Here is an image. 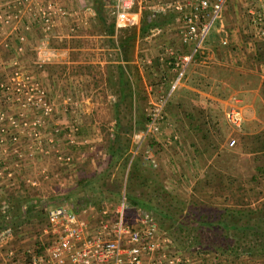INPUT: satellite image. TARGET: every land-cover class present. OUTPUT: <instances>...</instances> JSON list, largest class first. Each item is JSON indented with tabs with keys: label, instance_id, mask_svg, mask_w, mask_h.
Returning a JSON list of instances; mask_svg holds the SVG:
<instances>
[{
	"label": "rangeland",
	"instance_id": "374dc122",
	"mask_svg": "<svg viewBox=\"0 0 264 264\" xmlns=\"http://www.w3.org/2000/svg\"><path fill=\"white\" fill-rule=\"evenodd\" d=\"M61 1L63 0L58 2L61 6L75 10V14L72 17H59L54 23L52 30H50L48 37L52 47L66 51V60L57 64L39 65L35 63L34 46L43 36L42 24L36 17L40 6L36 0H0V40L10 34L14 27L21 28L26 23L36 29V35H31L28 38L31 40L30 48L22 46L21 40H25L26 37L21 34L18 36L20 45L15 47L18 57H14L12 60L7 59L8 56L1 58L2 60L0 59V218L3 215H7L8 218L14 216L17 207L13 205L11 209L9 204L16 200L17 196H21L25 200H40L43 203H48L56 197H63L66 191L75 184L81 171L79 169L81 166L93 169L103 160L101 147L106 137L112 136L115 127V114L118 111L119 117L123 121H125V117H128L123 112L122 105L115 110L119 100V94H117L116 60L118 55L116 46L120 37L131 32L136 35L135 40L130 43V56L137 52L136 59L135 57L134 59L132 58V60L136 61V64L126 65V74L130 73L131 75L129 80L134 91L132 117L138 122L144 121L151 103L166 94L169 82L172 79L170 70L160 60V56L165 60L166 50L183 54L188 53L190 49L180 43V32L177 29L179 16L172 10L155 15L154 19L158 28L155 27L147 33L144 31L140 32L142 25L140 22L139 28L136 26L137 28H131L126 32L116 36L113 34L112 37L110 36L111 38H106L105 36L109 35H106L105 31L108 25L112 23L110 0H97L100 5L96 8L92 5V0H68L69 2L65 5H62ZM161 1L166 2L167 0ZM146 5L153 6L152 3H147ZM148 13L150 11L147 8L142 9L141 18L143 14ZM13 15L18 17L14 20L12 19ZM9 16L10 20L6 23ZM242 19L246 26L239 32L241 39L245 43H257L254 42L249 31L248 16L245 15ZM58 26L64 27L61 28L64 31L59 30L61 33L57 32L54 34L53 30L55 31ZM216 26L217 23L210 31L208 37L211 38L214 32H218L214 31ZM72 27H75L74 32H69ZM220 33L218 32L215 35L218 36ZM78 36L85 37L78 38ZM93 39L94 42L98 40V42L101 41L100 44L108 45L107 48L109 47V49H114L115 47L116 52L109 51L107 52L109 55H106L107 60L111 63L96 67H91L88 64L81 66L70 64L69 60H72L74 53L72 50L88 45L89 40ZM206 42L193 58L192 64L187 70V73L191 74V76L201 73L200 63L203 61L202 57L205 59L207 56L204 49ZM219 46L220 48L228 47L231 50L229 43L226 46ZM202 51L204 54L200 53ZM138 68L142 69V75L139 73ZM208 78L213 85L214 77L211 75ZM27 86L35 88L34 94H29L32 95V101H29L28 97L30 96L26 95ZM247 90L254 92L251 89ZM259 91L257 89V93L254 92V97L251 100L245 98L244 92L243 95H240H242L244 103L250 105L259 97ZM105 92L109 93L106 94ZM235 93L237 92L235 91ZM41 95L44 97L42 100L45 102V106L39 103L38 107L33 105L32 108V104ZM96 97L100 98L101 103L112 106V121L99 122L96 117H93L89 104ZM43 102L41 103L43 104ZM174 103L175 101L171 98L166 109L167 119L171 126L164 129V134L175 135L178 138L179 135H183V140L180 139L177 142L181 146L180 152L184 158L183 162L185 161L184 163L188 164V170L180 169L179 161L174 163L170 157L173 151L171 148L177 144L173 143L171 147H164L161 143L163 140L161 137L148 136L139 146L136 153L143 161V165L145 164L148 168L150 167L147 151L154 154L155 159L161 160L162 169L159 171L150 169L157 175L159 183L164 186L168 194L173 195L182 203L186 202L193 193V186H196V183L204 179L207 170L199 164L195 151L191 147V143H196L195 140L197 139L193 137L189 139L187 137V126H185L187 122L181 121L177 116H174L173 111L176 109H174ZM229 105L228 103L227 106ZM238 105L241 109L242 106ZM40 106L43 107L40 108ZM227 106L222 103L220 108L217 104H214L213 107L209 104L207 105L208 111L206 108V115L204 114V121L198 118V121H196L202 123V127L207 131L210 141L215 145L211 158L222 154L220 158L224 161L222 170L214 168L209 163L211 158L207 161L208 165L220 173V177L210 183V186H217L215 194L214 192L209 193L210 191L206 188L201 194L197 195L199 200L206 203H223L219 193L225 186H263L262 188H264V151L252 154L249 152L254 148L259 149V147L264 146V138L260 140L261 136H256V139L259 140L254 142L251 147L245 135H241L239 140L235 139V130L227 124L224 117ZM44 108L50 109L47 114H44ZM33 123L36 124L34 125ZM39 123L41 124L40 126H38ZM145 123L146 121L143 122L144 125ZM133 131L130 136L128 135L131 154L134 151ZM71 133L72 136L70 137H73L74 143H70L68 139V134ZM197 137L200 138V135L198 134ZM229 137L235 139V145L232 148L226 144ZM66 157H69L70 161H66ZM250 159L251 161L249 162ZM177 168L179 169L177 170ZM116 176V171H114L110 178L112 179ZM250 178H257L258 182L250 183ZM235 194H231V197ZM132 195L134 198H145V195L141 197L139 189L133 190ZM259 198L252 201V204L264 201V193ZM234 200L235 198L230 201ZM230 201L227 204H231ZM102 204H106L111 210L118 205L112 204L108 200H103ZM57 205L69 207L68 203L62 200L48 204L46 208L49 209ZM159 206L164 208L161 204L159 205V201L154 200L153 204H151L153 208L151 210H154L153 213L156 212ZM130 208L127 211L129 216L134 211V207L131 204ZM92 209L97 213L98 217L100 210L94 207ZM154 215L160 225L159 217L155 213ZM45 223L46 219L44 218L35 221L30 220V222L20 226L16 233L10 228L0 231V233H3L9 230L7 238L1 242L0 253L3 257L0 259V264H11L13 261H15V264H22L21 251L33 249L35 245L39 244ZM160 227L165 230L167 236L169 233V237L172 239L176 249L187 252L188 248L197 247L196 244L190 245L182 240L177 241L174 239V234H170V231L167 232L165 224L160 225ZM213 233L219 235L221 231L214 230ZM208 235H210L208 237L217 236L209 232ZM174 240L178 242L177 245ZM245 242L246 240H241V246ZM10 249L16 250L18 254H16L13 261L4 262L5 254ZM241 252L239 251V253ZM250 256L249 259H239L237 263L264 264L263 255L252 253Z\"/></svg>",
	"mask_w": 264,
	"mask_h": 264
},
{
	"label": "built area",
	"instance_id": "2783aa9c",
	"mask_svg": "<svg viewBox=\"0 0 264 264\" xmlns=\"http://www.w3.org/2000/svg\"><path fill=\"white\" fill-rule=\"evenodd\" d=\"M36 1L40 6L36 17L42 24L43 36L34 46L35 63L39 65L62 63L66 60V51L52 47L48 34L59 17H72L75 10L61 6L58 3L59 0ZM227 1L110 0L115 36L136 27L141 21L144 8L150 11L151 16L172 10L179 16L177 29L180 32V43L190 48L188 53L183 54L166 50L165 60L160 56V60L170 70L172 79L166 94L151 103L144 128L133 131L132 155L148 136L163 138L161 143L164 147H171L178 140L175 135L164 134V129L171 126L166 115L169 100L185 80L193 58L203 48L214 25L217 23L216 30L221 29L218 32L224 31L223 19ZM147 3H152L153 6H147ZM246 15L249 18L253 40L264 41V1L261 7L254 6L247 9ZM17 17L13 15L12 19L15 20ZM9 20L10 16L6 23ZM74 30L75 27H72L69 32ZM227 44V38L223 37L220 45ZM34 90L33 86H27L26 95L34 94ZM244 94L248 100L254 97L252 91H245ZM29 96L30 101L32 95ZM42 98H44L42 95L38 96L32 108L33 105L38 107L39 103L45 106ZM207 105V99L196 104L203 109H206ZM227 107L224 114L225 120L235 130L242 122L241 109L236 102ZM48 110L50 109L44 108V114H47ZM203 117L205 118V115ZM40 125L39 123L38 126ZM70 136L72 133L68 134L69 142L74 143L73 137ZM226 144L232 148L235 145V139L229 137ZM147 154L149 166L158 171L162 169L161 160L155 159L151 152L147 151ZM66 161H70L69 157H66ZM92 208V206H86L77 212L64 205L49 208L46 213V227L42 230V239L33 249L21 251V257H19L23 260L22 264H238L239 259L251 257L250 254L239 253L233 246L230 250L207 251L192 247L186 252L176 249L172 239L158 224L151 209L136 207L132 215H128L127 211L131 208L124 193L114 209L111 210L106 204H102L98 217ZM8 231L0 233V248L1 242L8 236ZM16 254H18L16 250L10 249L5 254L4 262L13 261ZM0 257V259L3 257L1 253ZM11 264H15V261Z\"/></svg>",
	"mask_w": 264,
	"mask_h": 264
},
{
	"label": "trees",
	"instance_id": "16d2710c",
	"mask_svg": "<svg viewBox=\"0 0 264 264\" xmlns=\"http://www.w3.org/2000/svg\"><path fill=\"white\" fill-rule=\"evenodd\" d=\"M92 5L96 8L100 4L97 0H92ZM141 24L140 32L146 33L157 26L154 16L149 13L142 15ZM105 32L106 35L112 37L114 34L113 20ZM135 37L133 32L125 34L120 37L121 39L119 38V43L116 46L119 100L117 106L115 105V110L122 105L123 112L128 117H125V121H123L119 117L118 111L115 114V127L112 136L106 137L101 147L103 160L93 169L79 166L81 171L75 184L61 198L56 197L48 203H43L40 200H25L21 196H17V199L9 204L11 209L15 205L17 211L11 218H8L7 215L0 218V231L10 228L16 233L20 226L30 220L46 219L48 210L46 206L55 201L64 200L68 203V208L75 212L86 206L100 210L103 200L119 204L121 195L124 193L126 200L134 209L136 207L153 209L151 207L153 201H159V205L161 204L164 208L159 206L154 213L159 217L160 225L165 224L167 232L170 231V234H174V239L177 241L182 240L190 245L196 244L198 248L207 251L230 250L233 246L238 251H242V254L255 253L264 257V201L252 204V201L263 195V186H225L219 193L223 203H206L197 198V195L206 188L210 191L209 193L214 192L215 194L217 186H210V183L219 178L220 173L207 164L214 153L215 145L210 141L202 123L194 121L195 116L191 114L184 116L188 121L187 137L197 139L196 143L190 142L191 147L195 151L199 164L207 171L204 179L193 186V193L186 202L181 203L173 195L168 194L164 186L159 183L157 175L151 171V167L143 165L138 153L131 154L129 136L133 130H142L143 122L146 121L144 118V121L138 122L132 117L134 91L121 64V62L130 60V43L135 40ZM261 91L264 94V87ZM198 134L200 138L197 137ZM114 171L117 176L111 179ZM249 182L257 183L258 179L250 178ZM135 189H139L141 197L145 195V198H134L132 193ZM231 194L235 195L231 197ZM233 198L235 200L230 201ZM229 201L231 204H227ZM24 202L25 204H23ZM44 227H46V223ZM214 230L221 231V233L214 234ZM208 232L217 236L208 237L210 236ZM176 240L174 243L177 245ZM241 240H246L243 246H241ZM39 249H41L40 246Z\"/></svg>",
	"mask_w": 264,
	"mask_h": 264
},
{
	"label": "crops",
	"instance_id": "0c3cea01",
	"mask_svg": "<svg viewBox=\"0 0 264 264\" xmlns=\"http://www.w3.org/2000/svg\"><path fill=\"white\" fill-rule=\"evenodd\" d=\"M263 1L264 0H228L224 11V31L217 36L215 34H217V31L221 29H215L214 31H216L217 33L214 32L211 38H207V42L204 47L207 56L205 59L202 57L203 61L200 63L201 71L199 70L201 73L196 75L193 74V76L187 73L185 80L172 97L175 101L174 109L176 108L173 111L174 116H177L181 121H186L187 123L185 124V126H187L188 124V121L184 118L185 114H191L195 116L196 118L194 119V121H198V119L204 121V114L202 115V113H205L206 115L208 108L206 111V109L196 106V103L202 101L203 99H207L208 101L210 99L208 105L210 104L213 107L214 104H217L220 108L222 107V103L227 106L228 103L231 104L236 102L237 104H240L242 106V122L240 124V127L238 129H235V139L239 140L241 135H245L246 139L249 140L248 143L251 147L254 142H257V140H261V138H264V94L261 91L264 87V41L254 40V42L257 43H245L241 39L239 33L246 26L245 22H243L242 19L243 16L246 15V10L254 6L261 7ZM67 2L69 1L63 0L61 1V4L65 5ZM137 27L139 28L140 24H138ZM61 28L64 27L58 26L55 31L53 30V33H61L59 32V30H63ZM35 30V27H31V25L27 23L21 28L14 27L11 30L10 34L0 40V59L3 57L5 58L6 56H8L7 59L10 60H12V58L14 57H18L15 47L17 45H20L18 36L21 34H24V36L26 37L25 40H21L22 46H24V48H30L31 40H29L28 38H30L29 36L31 35H36ZM249 31L251 33L250 24ZM82 37L85 36H78V38ZM105 37L111 38L110 36ZM223 37H226L227 39L229 38L228 43L231 45V50L228 47L220 48V40ZM100 42L101 41L98 42V40H95L94 42V39L89 40V42L87 43L88 45H84L80 49H73L72 51H74V53L72 55V60H69V63L78 66L88 64L91 65V67H96L98 65L104 66L111 63L109 60H107L106 55H109V53H107L109 51L116 52L115 47L114 49H109V47L107 48L108 45L104 43L100 44ZM200 53L204 54L203 51ZM136 54L137 52H135L133 56H130V60L128 62H121L125 71H127L126 65L134 63L136 64V61L132 60V58L134 59V57L136 59ZM129 68L131 69V67ZM138 71L142 75V69L138 68ZM210 74L214 77V80L212 81L214 82L213 85L210 83V79L208 78L209 76H211ZM127 75L128 77H131L130 73H127ZM247 89H251L255 93H257V89L260 90L259 97H257L254 100L253 104L250 105L245 104L242 98L243 92L249 91ZM235 91L237 93H235ZM105 93L108 94L109 92ZM89 106L90 111H92L93 117H96L99 122L113 120L112 106L110 104L108 105L101 103L100 98L96 97L94 100H92ZM259 135L261 137L259 139H256V136ZM182 136L183 135H179V141L180 139L183 140ZM177 141L175 142L177 145L175 144L176 146H173L171 148L173 149V151L170 154V157L172 161H174V163L175 161H179L180 169H184L187 171L189 167H187L188 164L184 163L185 161L183 162L184 158L182 156V153L180 152L181 146L178 145ZM258 151H264V146L259 147V149L254 148L249 152L252 154ZM221 155L222 154H219L216 155V157L211 158V161H209V163H211L214 168L222 170V168L224 167V161L220 158ZM250 161L251 159L249 160V162ZM178 169L179 168H177V170Z\"/></svg>",
	"mask_w": 264,
	"mask_h": 264
}]
</instances>
